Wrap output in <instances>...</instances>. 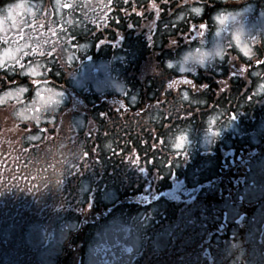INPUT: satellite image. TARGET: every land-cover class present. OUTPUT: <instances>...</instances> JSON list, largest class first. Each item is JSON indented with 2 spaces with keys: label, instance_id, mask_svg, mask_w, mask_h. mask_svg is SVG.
<instances>
[{
  "label": "rangeland",
  "instance_id": "obj_1",
  "mask_svg": "<svg viewBox=\"0 0 264 264\" xmlns=\"http://www.w3.org/2000/svg\"><path fill=\"white\" fill-rule=\"evenodd\" d=\"M132 1L135 3V0ZM220 1L225 0H208L210 11H214L208 13L202 20L199 16L204 8L200 5H193L180 11H169L167 16L169 18L163 22L159 34H155L154 41L157 47L160 45L161 37L171 36L166 46L169 51L164 54V51L158 50L155 54L139 58L138 44L144 43L143 40L127 34L124 44L122 31L110 32L95 28L96 22L104 17L102 10H107L106 7L101 8L104 0H12L10 5L23 2L34 11V15L27 11H22L21 14L16 12L14 18L7 15L6 9L9 5L6 7L5 17L0 15V56H3L6 49H15L20 44H27L29 47L16 53L18 57H22L21 63L25 66L23 70L25 74H21L22 70L13 60H7L5 68L9 77L0 75V145L4 152L8 150L10 153L13 152L12 155L17 151L25 152L10 156V160H19L26 174L28 188L32 191L29 198L32 203L28 200L25 212L33 213L30 214L32 222L24 229L14 223L6 228L3 226L0 230V264H19L26 261L23 253L28 246L34 249L38 262L51 264L68 232L77 227L76 216L79 214L82 223L78 228L79 233L75 234V240L78 241L80 235V240L82 235L88 238V240L84 238L87 241L85 264H132L134 255L144 240L148 245L146 254L152 253V259L154 251H162L167 245L168 236L171 234L166 223L153 225V220L159 216L161 210H164L163 205L148 206L136 212L133 207H117L118 209L92 227L90 237L83 232L85 221H95L97 213L88 204L92 182L96 183L99 189L97 193L99 200L112 204L121 195L119 191L129 190L132 186L135 188L136 179L132 175L135 171L139 173L137 168L140 166L136 167L137 164L132 161L134 158L126 157L129 145L126 146L125 143L129 141L130 144V141L134 140V134L128 138V134L123 135L116 126H111L108 132L102 133L96 144L90 142L93 140L91 139L93 129L90 126L94 125V121L89 127H84L83 113L88 109L93 110L92 104L101 101V98L96 97L97 94L104 96L125 94V83L128 82L130 89L126 99L129 105H134L146 97L148 107L145 108V116L156 125L155 142L158 136H161V142L166 147L164 149L183 152V155H189L194 159L188 171L191 178L218 179L220 174L223 177L227 175L223 174L225 171L223 173L217 171L221 165L220 152L234 143L256 144L263 140L264 144V102H260L258 95L250 92L252 88L258 93L264 91L261 87L264 85V0H244L241 4L232 5ZM65 4L69 7L64 8ZM51 8L54 10L53 18L46 13L50 12ZM196 8L200 9L199 14L193 11ZM221 14L226 17L224 24L215 19ZM128 18L127 15L123 17L126 21ZM49 19L57 24L56 30H51L53 26L44 29L45 25L41 23L50 25ZM184 21L188 24L183 25ZM130 24L134 29L139 28L140 32L142 29L144 33L148 32L147 26L141 27L134 22ZM200 24H204L205 29H199ZM166 25L169 27H165ZM193 26L195 31L191 30ZM164 27L167 32L163 31ZM127 30L132 31L128 28ZM199 32H203V35L199 36L197 34ZM40 36H45V39L52 38L53 46L48 47L49 44L41 41L43 39ZM103 37H106L105 39L111 37V40L115 38L118 43L121 41L120 47L125 51L118 50L110 57L105 48H99L97 54L92 56L90 48L96 39L100 40ZM5 38L7 43L4 42ZM147 38L148 36H145V39ZM104 40L101 43L104 44ZM38 46L41 50L33 53L32 48ZM245 48H249L248 54L243 53L242 49ZM47 49L51 50L50 53ZM197 49L206 53L203 63L195 57L185 61V57L195 53ZM218 50L224 55L222 58L215 55V51ZM174 51H178L175 56L171 54ZM25 52L28 55H24ZM40 52L44 55L41 56ZM162 55L166 57L164 66L173 70L172 72L162 74L157 70L160 65L158 57ZM246 57L254 60L247 61ZM257 60L261 63L257 64ZM169 63L172 64L171 68L168 67ZM142 64L145 65L141 67ZM181 64L185 69L183 72L180 71ZM28 68H37L38 75L26 74ZM142 68H145L143 75L140 74ZM241 68H245L246 71L241 73ZM204 69H209L210 74L199 80L190 78L188 81L191 83H177L172 86H192L191 89L200 95L199 93L204 91L203 86H208L205 84L206 78L210 79L215 89L221 88L220 84L232 79L236 86L235 90L239 95L241 92L243 96L235 95L230 106L226 107L223 103L219 105L220 108H226L227 113L232 110V117L227 116L228 114L223 115V111L222 113L213 111L203 123L202 117L199 116L201 120L196 121V124L192 121L169 133L174 122L168 119L170 117L172 119L175 112L177 114L182 112L183 107L195 106L196 100H200L193 98L187 91L178 93L174 88L167 91L169 85L172 81L187 80L175 76L184 73L195 75L197 72H205ZM148 75H152L153 78L150 84L154 87L155 92L152 96H155L156 105L149 104L151 99L145 92L143 94L137 92L138 84L145 82ZM22 88L27 91L21 92ZM49 89L52 92H49ZM54 92L60 93L57 97L58 102L46 106ZM206 92H209V89ZM189 111L190 117L183 122H188L193 117L194 111ZM250 116H253L254 120L251 121ZM210 128L215 135L209 134ZM180 137H185L182 141L183 146L176 149L174 144L180 142L178 140ZM213 140H217L215 159L208 154L213 153L215 149L212 145ZM112 144L114 148H110ZM262 148L261 154H264V146ZM197 151L206 154L198 156ZM114 152L119 154L112 156ZM156 152L157 155L167 154L159 149L151 155ZM84 153H87L86 157ZM182 160L179 156L175 158L178 170L186 162ZM158 164H162V161ZM253 167L256 171L264 172V155L256 159ZM166 172L167 169H164L163 173ZM128 175L130 178L125 177ZM230 176L234 174L230 172L226 181H232ZM254 184L256 188L253 191H251L253 186L250 187L247 181L233 194L232 183L228 186L223 183L219 187L220 192L221 194L228 192L231 199L228 197L222 200L216 208L227 211L228 217L231 218L233 213L235 214L238 195L243 193L247 198L251 193L262 192V189L258 188L262 186L258 178H255ZM69 187L71 196L69 192L67 193ZM226 187L229 190H226ZM215 191L217 192V188ZM44 202H50L60 210L69 208L71 212L56 216L51 214L49 208H43L41 203ZM81 204L87 206L80 208ZM14 209L15 206L11 205L10 214L20 211ZM77 209L85 210V214L82 216L81 213H76ZM142 213L144 214L141 217ZM43 225L46 230L54 231L52 241L45 247L40 246ZM176 230L173 233L178 238L179 233ZM76 249L73 248L72 256H69L71 262L76 261L74 253ZM231 251L230 245L228 252ZM224 255H227L226 250ZM227 264L235 263L228 260Z\"/></svg>",
  "mask_w": 264,
  "mask_h": 264
},
{
  "label": "flooded vegetation",
  "instance_id": "obj_2",
  "mask_svg": "<svg viewBox=\"0 0 264 264\" xmlns=\"http://www.w3.org/2000/svg\"><path fill=\"white\" fill-rule=\"evenodd\" d=\"M8 5H10V0H0V15L3 17H5V9ZM139 135V170L142 175V173H148L147 167L141 160L148 144L145 133H142L141 129ZM149 146L152 151H155L156 144L154 142H151ZM256 152H258L257 148L250 147L247 150L238 149L231 154V158L234 160V168L232 170L234 176H230L232 180L231 193L235 194L240 186L244 185L246 172L250 174L248 176V184L250 187L253 186L251 191L256 188L254 184L255 178L260 177L263 179L262 193H251L246 201L240 199L241 195H238L235 203L237 206L236 214L229 222L217 224L214 229L212 228L213 221L207 216V206L204 198L206 188L198 185L196 188H192L188 181L177 182L174 170L167 178L169 182L167 190L158 186L156 178L153 182L142 184L139 198L137 199L138 205H165L168 210L167 213H161V217L168 215L171 216L172 220L181 218L186 228L184 232L186 245L183 247V253L187 264H205L206 253L210 250L207 244L212 243L211 239L214 236V232L222 231L228 227L232 231L230 238L235 243L233 252L236 254L246 252L249 255L248 261L240 264H264V172L261 170L256 171L253 167ZM242 164H252V166L246 165L245 169H243ZM151 169L153 171L156 168L151 166ZM219 170L221 171V169ZM226 195H228V192ZM159 198L162 199L154 202ZM176 204L178 205L177 208L175 207ZM257 210L258 213L256 214ZM240 216L241 218H239ZM215 217L217 218V214ZM213 248H216V245H213ZM21 264H35V262L27 261ZM61 264L85 263L80 261L79 256L75 262H62Z\"/></svg>",
  "mask_w": 264,
  "mask_h": 264
},
{
  "label": "trees",
  "instance_id": "obj_3",
  "mask_svg": "<svg viewBox=\"0 0 264 264\" xmlns=\"http://www.w3.org/2000/svg\"><path fill=\"white\" fill-rule=\"evenodd\" d=\"M155 1V0H154ZM202 0H157L158 5H159V10H160V18L159 20H164L167 16H168V11L169 10H179L181 9L180 4H194L197 2H201ZM113 3H111V6H120L122 4V1H117L115 2V0L112 1ZM114 2L116 4H114ZM151 2V0H141V2H138V4L143 5V6H150L151 4L149 3ZM206 6L204 8V15L203 17L205 18L208 13L210 12V7L208 4V1L205 3ZM109 5V6H110ZM138 5V6H140ZM110 6V7H111ZM114 14L117 17H119V20L121 19L122 16V12L120 10H113ZM150 16L148 19V24L150 22H152V15L151 13H147L145 16ZM103 21H101L99 24H101ZM143 20V24L144 26H148L147 23ZM113 26V24H111ZM109 25V26H111ZM104 27V25H103ZM115 27H117L119 30H121L122 32H126L127 31V25L126 23L122 22L120 24H115ZM149 27V26H148ZM105 28V27H104ZM107 28V27H106ZM112 29H110L111 31ZM170 36L166 35L164 37H161V47H159V49L153 45V46H147L145 43L141 44L139 46L140 48V55H142L143 57H145L146 55L149 54H155V52H157L158 50L160 51H166L167 49V44L169 42ZM146 41V40H143ZM146 43H148L146 41ZM107 48L109 49V47L107 46ZM159 68H163L162 66V58L159 56ZM138 66L140 65V62L137 64ZM145 64H142L141 67H143ZM143 69V70H142ZM140 71H144L145 68H142ZM213 84V83H212ZM214 85V84H213ZM225 83L220 84V86H225ZM219 86V85H217ZM229 86H231L234 90L236 88L235 83H230ZM222 94H225V91L221 92ZM113 100H116L117 98H112ZM111 99V100H112ZM115 118H120V116H115ZM15 187V186H14ZM10 188V157L8 155V153H4V154H0V225L3 223H8L10 224V206L14 205L15 208H17V210H24V208L27 206L26 205V201H25V197L27 195V190L25 188H23L21 186V182L19 183V188H17V191L14 192L13 188ZM14 192V193H12ZM10 193V195L8 194ZM15 211V209H14ZM33 213V211H32ZM30 216H27V218H29Z\"/></svg>",
  "mask_w": 264,
  "mask_h": 264
},
{
  "label": "snow or ice",
  "instance_id": "obj_4",
  "mask_svg": "<svg viewBox=\"0 0 264 264\" xmlns=\"http://www.w3.org/2000/svg\"><path fill=\"white\" fill-rule=\"evenodd\" d=\"M68 7H69V5H67V4L64 5V8H68ZM6 11H7V15L10 18H14L16 12H19L21 14L22 11H27L30 15H34L33 8L26 7V5L23 2L9 5L7 7ZM193 11L195 13L199 14L200 9L199 8H196V9H193ZM225 18L226 17H225L224 14H221V15H218L217 17H215V19L218 20L220 24H224ZM199 29H201V30L202 29H205V25L204 24H200L199 25ZM191 30L192 31H195V26H193V28ZM197 34L199 36H201V35H203V32H199ZM20 39L21 40L23 39L22 30H21ZM4 42L7 43V39L6 38H5ZM27 47H29V45H27V44H20L15 49H6L5 52H4V54H3V56H0V68H4L6 66V61L7 60H13L15 62V65L18 66L22 70L21 74L22 75L25 74V72L23 71L25 66L21 63L22 57H18L16 55V53L22 52ZM37 50H38L37 47H33L32 48V52L33 53H36ZM242 51H243V53L248 54L250 50H249V48H245V49H242ZM39 54L41 56L44 55L43 52H40ZM24 55H28V53L25 52ZM49 55H51V54H49ZM205 55H206V53H202L199 49H197L195 53L190 54V56H186L185 57V61L189 60L190 58H194L195 57V58H198L199 59V62L200 63H203V59H204ZM215 55L218 56V57H221V58L224 56V55H222V52L219 51V50L218 51H215ZM249 58H251V57H249ZM256 62H257V64L261 63V61H259V60H257ZM168 67L171 68L172 67V64L169 63L168 64ZM184 70H185L184 69V66H183V64H181L180 71L183 72ZM240 71H241V73H243V72L246 71V69L245 68H241ZM26 74H28V75H34V76L35 75H38L37 68H28ZM35 82L36 81H34V83ZM177 83H191V82L188 81V80H185V81H172V83L169 85V87H172V85L177 84ZM203 87H206V85H204ZM261 87L264 88V85H262ZM20 91L21 92H26L27 89H23L22 88V89H20ZM48 91L49 92H52L51 89H49ZM59 95H60V93H58V92L52 93V95L49 97V99L47 101L46 106L51 105V104H54V103H57L58 102L57 97ZM249 99H251V97H249ZM208 132L211 135H215L216 134L215 132H213V130L211 128L208 130ZM184 139H185V137L178 138V140L180 142L175 143L174 144V148L181 149L182 146H183L182 145V141ZM86 156H87V153H84V157H86ZM132 161L134 163H138V160H132Z\"/></svg>",
  "mask_w": 264,
  "mask_h": 264
}]
</instances>
